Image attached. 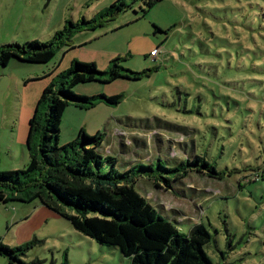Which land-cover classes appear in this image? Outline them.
Wrapping results in <instances>:
<instances>
[{
  "label": "rangeland",
  "instance_id": "374dc122",
  "mask_svg": "<svg viewBox=\"0 0 264 264\" xmlns=\"http://www.w3.org/2000/svg\"><path fill=\"white\" fill-rule=\"evenodd\" d=\"M117 1L0 0V46L51 42L71 22L91 21ZM126 2L127 9L103 27L75 32L71 42L60 39L51 62L13 59L0 67V170L29 165L30 121L60 73L74 61L105 71L121 57L125 69L154 71L137 81L77 85L78 96L125 99L88 110L70 105L59 146L82 129L89 136L105 132L102 151L118 159L120 170L134 163L153 170L136 183L141 195L185 234L205 225L212 236L205 250L214 264H264V0H162L146 16L142 0ZM197 157L214 165L217 175L189 164ZM183 161L178 170H165ZM156 179L170 180L172 189L157 187ZM3 210L2 242L23 245L14 241ZM57 220L34 237L25 262L131 264L118 247ZM0 264L10 263L0 255Z\"/></svg>",
  "mask_w": 264,
  "mask_h": 264
},
{
  "label": "trees",
  "instance_id": "16d2710c",
  "mask_svg": "<svg viewBox=\"0 0 264 264\" xmlns=\"http://www.w3.org/2000/svg\"><path fill=\"white\" fill-rule=\"evenodd\" d=\"M142 1L146 6L143 16H146L162 0ZM127 7L126 0H118L91 21L83 19L79 25L71 22L70 28L59 32L51 42L0 46V67L8 66L13 59L33 64L49 63L60 39L71 42L75 32L88 28L95 31ZM122 60L121 57L114 59L105 71L99 70L95 63L74 61L44 90L30 121L29 165L13 172L0 170V202L37 201L70 221L85 236L118 247L131 264H214L205 250L212 238L205 225H195L185 234L176 221L141 195L136 183L153 170L141 163L120 170L118 159L102 151L107 137L105 132L89 136L82 129L77 139L59 146L62 118L70 105L88 110L99 104L115 107L125 99L123 95L78 96L73 91L77 85L110 84L119 79L137 81L154 71L133 72L120 65ZM198 163L206 168L209 176L217 175L215 166L203 158L197 157L189 164L198 166ZM183 166L184 161L174 169L165 170L171 172ZM155 184L159 188L164 184L172 189L170 180L161 184L156 179ZM36 243L34 238L10 247L0 238V255L10 264H43L39 260L30 263L23 260Z\"/></svg>",
  "mask_w": 264,
  "mask_h": 264
},
{
  "label": "crops",
  "instance_id": "0c3cea01",
  "mask_svg": "<svg viewBox=\"0 0 264 264\" xmlns=\"http://www.w3.org/2000/svg\"><path fill=\"white\" fill-rule=\"evenodd\" d=\"M1 203L2 202H0V207L1 209H4L3 212L8 218V223L11 226L9 231L12 232L14 241L17 244H24L31 241L32 238L41 234L42 231H45L50 226L57 224V219L62 218L37 201L24 203L25 205L18 207L15 205L11 206L10 204ZM6 206H11V209ZM175 212L177 211L173 210L171 213ZM167 215L169 216V214ZM173 220L176 221L175 219Z\"/></svg>",
  "mask_w": 264,
  "mask_h": 264
},
{
  "label": "built area",
  "instance_id": "2783aa9c",
  "mask_svg": "<svg viewBox=\"0 0 264 264\" xmlns=\"http://www.w3.org/2000/svg\"><path fill=\"white\" fill-rule=\"evenodd\" d=\"M159 50H154L151 52V58L154 60L158 56Z\"/></svg>",
  "mask_w": 264,
  "mask_h": 264
},
{
  "label": "water",
  "instance_id": "95a60500",
  "mask_svg": "<svg viewBox=\"0 0 264 264\" xmlns=\"http://www.w3.org/2000/svg\"><path fill=\"white\" fill-rule=\"evenodd\" d=\"M49 2H50V0H48V4H49ZM48 4H47V6H48Z\"/></svg>",
  "mask_w": 264,
  "mask_h": 264
}]
</instances>
